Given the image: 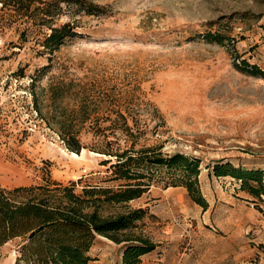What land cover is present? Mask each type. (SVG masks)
Returning <instances> with one entry per match:
<instances>
[{
  "label": "rangeland",
  "instance_id": "obj_1",
  "mask_svg": "<svg viewBox=\"0 0 264 264\" xmlns=\"http://www.w3.org/2000/svg\"><path fill=\"white\" fill-rule=\"evenodd\" d=\"M83 1L23 0L34 15L48 5L40 24L17 12L18 0H0V187L50 178L77 193L114 189V157L97 151L182 152L201 160L206 209L151 166L145 193L101 213L146 210L123 233L157 245L141 264H264L263 202L211 171L218 160L264 170V77L236 67L245 58L264 69V0ZM64 23L77 34L46 50L50 27ZM69 131L79 152L63 139ZM22 244L0 245V264H27ZM122 244L96 236L88 264H122Z\"/></svg>",
  "mask_w": 264,
  "mask_h": 264
},
{
  "label": "trees",
  "instance_id": "obj_2",
  "mask_svg": "<svg viewBox=\"0 0 264 264\" xmlns=\"http://www.w3.org/2000/svg\"><path fill=\"white\" fill-rule=\"evenodd\" d=\"M17 12L40 24L50 15L48 5L41 8V16L33 13L29 5L18 0ZM67 3L81 4L83 0H65ZM37 9V8H36ZM35 9V10H36ZM93 10L87 8L86 13ZM68 23L50 27V32L42 41L43 47L53 52L67 38L76 35ZM202 38L222 43L223 36L206 32ZM236 67L250 75L264 77V69L250 64L245 58ZM67 147L79 152L82 148L76 131L63 135ZM114 157V161L105 159L101 164L110 163L108 168L115 180H120L117 188L83 187L75 192V183L63 185L50 178L29 186H17L11 189L0 187V245L8 240L21 237L24 260L27 264H88L93 260L89 250L96 236L106 237L116 243H123L122 264H141L142 256L154 251L157 245L146 238L131 237L127 231L137 227L146 210L131 209L125 213L102 214L103 204H125L145 193L153 179V172H145L151 166L165 168V187L183 186L189 198L206 209L207 201L199 188L200 158L187 156L182 152L162 153L152 148H144L131 153L114 149L97 151ZM214 176H229L239 181V189L251 198H257L264 206V170L260 168H242L230 161H216L211 166ZM123 234L122 236H119ZM14 264H20V258Z\"/></svg>",
  "mask_w": 264,
  "mask_h": 264
},
{
  "label": "bare ground",
  "instance_id": "obj_3",
  "mask_svg": "<svg viewBox=\"0 0 264 264\" xmlns=\"http://www.w3.org/2000/svg\"><path fill=\"white\" fill-rule=\"evenodd\" d=\"M76 155V154H75Z\"/></svg>",
  "mask_w": 264,
  "mask_h": 264
}]
</instances>
